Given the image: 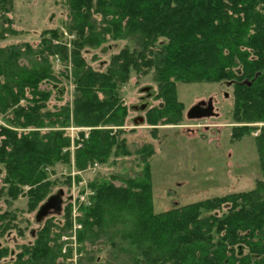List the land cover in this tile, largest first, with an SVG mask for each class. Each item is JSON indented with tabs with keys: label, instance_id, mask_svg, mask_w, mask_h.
Returning <instances> with one entry per match:
<instances>
[{
	"label": "trees",
	"instance_id": "trees-1",
	"mask_svg": "<svg viewBox=\"0 0 264 264\" xmlns=\"http://www.w3.org/2000/svg\"><path fill=\"white\" fill-rule=\"evenodd\" d=\"M65 5L62 28L41 31L34 45L0 46V201L10 207L22 196L29 213L57 191L66 192L70 178H52L57 165L70 167L65 129L86 128L74 140V169L132 157V174L89 180L93 195L75 231L76 264H264V126L254 138L262 178L251 189L155 213L154 147L127 143L122 127L129 108L121 102L132 79L148 78V104L139 117L155 138L157 126L182 119L177 84L225 82L238 125L231 140L246 134L243 125L264 124V0ZM12 8L13 0H0V41L21 35ZM120 43L103 71L91 67L89 51ZM69 204L42 219L32 242L15 246L9 264H68L71 252L61 250L63 237L72 235ZM17 218L14 210L1 213L0 235L23 237Z\"/></svg>",
	"mask_w": 264,
	"mask_h": 264
},
{
	"label": "rangeland",
	"instance_id": "rangeland-1",
	"mask_svg": "<svg viewBox=\"0 0 264 264\" xmlns=\"http://www.w3.org/2000/svg\"><path fill=\"white\" fill-rule=\"evenodd\" d=\"M11 18L14 28L21 32V35L7 37L0 41V46L20 42L34 45L39 40L38 35L41 31L62 28L67 19L65 0H13ZM64 35L70 39L66 33ZM122 45L123 43L104 45L89 51V64L94 70L103 71L111 54L116 53ZM91 56L96 60L90 61ZM148 85L150 82L146 77L138 83H134L132 79L123 89L121 102L129 111L122 130L123 137L132 149L146 143L154 147L155 156L150 163V177L155 213L214 196L245 192L253 187L255 180L262 178L254 138L264 124L243 125L246 126V134L244 133L239 140H231V129L238 125L231 120L233 98L229 83L177 84L176 96L177 101L182 104V119L177 125L157 126L155 138L150 133L151 127L139 123L140 106L147 105L148 97L145 93L148 89L144 87ZM67 91L70 100L71 85L67 87ZM208 100L212 101L216 116L198 120L186 118V113L192 106L201 101L206 103ZM0 124H3L1 118ZM88 130L72 125L65 129V134L70 140V167L57 165L55 175L52 177L70 178L66 192L63 191L61 210L66 202L71 203L68 197L73 196L74 200L69 204L72 232L80 225L78 219L82 216L81 210L89 204L93 195L88 186L89 180L96 176L106 178L110 173L132 174L129 171L132 157L116 158L113 162L110 160L107 166L94 164L84 171L77 172L73 167L74 140L77 139V133L81 131L86 133ZM38 209L28 213L25 198L22 196L13 201L10 207L0 201V214L7 210L16 211L18 226L24 231L23 237L14 232L5 235L6 247L9 250L15 251L14 248L18 244L32 242L31 232L37 231L41 225L35 222ZM53 216L56 214H50L46 218ZM64 242L67 243L63 244L61 254L66 256L70 250L71 255L66 256V262L76 264V241L75 244L71 240ZM11 260L10 255L8 263Z\"/></svg>",
	"mask_w": 264,
	"mask_h": 264
},
{
	"label": "water",
	"instance_id": "water-1",
	"mask_svg": "<svg viewBox=\"0 0 264 264\" xmlns=\"http://www.w3.org/2000/svg\"><path fill=\"white\" fill-rule=\"evenodd\" d=\"M147 106V105H146ZM146 106H141L140 111L144 110ZM216 116L213 111L212 101L208 100L205 102H199L192 106L186 113L188 120H198L203 118H210ZM139 123H142V118L139 117ZM63 191L59 190L55 195L50 196L44 204H42L35 216V220L40 222L45 218L49 212L58 214L61 212Z\"/></svg>",
	"mask_w": 264,
	"mask_h": 264
},
{
	"label": "flooded vegetation",
	"instance_id": "flooded-vegetation-1",
	"mask_svg": "<svg viewBox=\"0 0 264 264\" xmlns=\"http://www.w3.org/2000/svg\"><path fill=\"white\" fill-rule=\"evenodd\" d=\"M148 104V103H147ZM144 106V105H143ZM141 107V106H140ZM136 109V108H135ZM50 214H54V213H52V212H49V214L47 215V216H49ZM46 216V217H47ZM44 219V218H43ZM35 222L36 223H40V222H37L36 220H35ZM1 224H4V223H0V225ZM31 236L33 237L34 236V232L32 231L31 232ZM5 235H0V264H9L8 263V261H7V259L9 258V256L11 255L12 257H13V252H12V250L10 251V255H8V256H4L3 254L5 253V251H6V249L8 248V247H6V242H5Z\"/></svg>",
	"mask_w": 264,
	"mask_h": 264
},
{
	"label": "built area",
	"instance_id": "built-area-1",
	"mask_svg": "<svg viewBox=\"0 0 264 264\" xmlns=\"http://www.w3.org/2000/svg\"><path fill=\"white\" fill-rule=\"evenodd\" d=\"M73 200H74L73 196H69V197H68V201H69V202L72 203ZM81 200H82V199H81ZM83 201H84V198H83ZM71 203H70V204H71ZM78 229H79V226H78L77 229H76V228L74 229V231L72 232V235H71L70 237H68V238H63L62 240H63V241H65V240H66V241L71 240V241H74V244H75V241H76V234H75L76 232H75V231L78 230Z\"/></svg>",
	"mask_w": 264,
	"mask_h": 264
}]
</instances>
